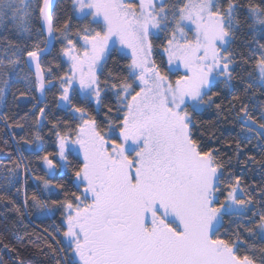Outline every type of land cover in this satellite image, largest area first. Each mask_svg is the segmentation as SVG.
Wrapping results in <instances>:
<instances>
[{"label": "snow or ice", "instance_id": "6c2138e0", "mask_svg": "<svg viewBox=\"0 0 264 264\" xmlns=\"http://www.w3.org/2000/svg\"><path fill=\"white\" fill-rule=\"evenodd\" d=\"M71 7L61 31L55 0H0V30L9 32L0 35V105L9 94L32 105L12 118L0 113L3 129L22 130L0 140V152L10 146L14 156L12 167L0 165V202L15 213L8 231L22 237L16 245L0 236V264H33L22 247L38 264H264V0ZM238 37L243 50L234 47ZM57 40L54 64L47 56ZM154 40H162L161 63ZM53 88L74 123L49 120ZM213 109L239 127L223 151L209 143L215 126L197 119ZM47 124L55 152L42 143ZM249 144L258 155L244 151ZM57 171L67 183L53 181ZM249 172L260 182L245 179ZM27 179L42 190L29 193ZM53 191L63 199L45 196ZM57 211L51 230H27L26 217Z\"/></svg>", "mask_w": 264, "mask_h": 264}, {"label": "trees", "instance_id": "16d2710c", "mask_svg": "<svg viewBox=\"0 0 264 264\" xmlns=\"http://www.w3.org/2000/svg\"><path fill=\"white\" fill-rule=\"evenodd\" d=\"M55 23L57 24L58 27H60L61 31H63V23L65 20H67L69 17L73 16L72 13V7H71V0H56V8H55ZM74 30L76 27H78V22L73 18L71 25ZM9 31H11V25H9ZM0 35H9V32H4L0 30ZM11 38H15V36H12ZM74 38V37H73ZM251 37H245V39H250ZM154 58L157 60L158 63H161L164 59V57L160 56L158 53L160 51V44L162 43V40H154ZM43 46V45H42ZM60 41L57 40L55 42V50L51 55L47 56V60L55 63H59V48H60ZM236 48H240L243 50V45L241 43V38L238 37L236 45H234ZM119 59L118 57H113V60ZM121 65L127 63V60L120 61ZM163 66V64H162ZM109 68H113V64L110 62L108 65ZM66 70V69H65ZM20 87H23L21 84ZM221 88L223 87L222 85L220 86ZM237 89L240 88V85L237 83L236 85ZM15 91V89H13ZM32 95L39 96L40 94L38 92H33ZM58 91L57 89L53 88L51 91L47 92V108H46V113H49V120H56V119H61V120H67L70 121V123H74L71 121V113H65L64 109L62 108H57V99H58ZM111 96V94H108ZM223 99V96L221 97ZM261 99V97H257V100ZM19 104L20 107H16L15 105ZM224 105L225 107L228 106V100L224 99ZM31 102L25 101V100H14V98L9 94L6 99V107L4 106L3 110L0 111V113L7 111L8 115L10 118L15 117L17 114L23 115L24 111L28 110L31 108ZM43 106V104L39 105ZM90 110L93 111L95 114V106L90 105ZM99 121H103L105 119L103 110L100 111V114L97 115L96 117ZM197 119L203 121V126L205 128L209 127H214L215 134H216V139L210 140L209 143L213 147H221L222 151L224 150L223 148V141L224 140H232V139H238V133H239V127L235 121V117L229 114V119L227 121L223 120L222 117H219L216 114L215 109L206 111L201 114V116L197 117ZM21 123H25V121H20ZM28 125L26 124V127ZM51 129V124H47L44 131L42 132V135L44 137V140L42 141L44 149L46 152H55L56 151V144H55V137L51 136L49 134V130ZM5 131H14L17 134H21L22 130L21 129H8L5 130L3 129V126L0 125V140L4 138V132ZM108 129L107 127L104 128V133H107ZM207 138V134L205 136ZM2 147V145H0ZM11 151V147L9 146V149L7 151L0 152V165L12 167V159L13 157H10L8 155V152ZM245 152L249 154H259V150L256 149L252 144H249L245 149ZM43 154V153H41ZM25 155H28L27 152H25ZM75 159H81L78 157L75 153L73 154ZM29 160L31 161V165L33 168V171L35 172L36 175H44L45 174V168L42 162L35 157H29ZM245 179H247L250 183L255 182L259 183L260 182V175L259 173L256 172H249L246 174ZM53 181L55 183H67L66 178L64 177L63 173L57 171L56 174L53 175ZM21 183H24L23 179L21 180ZM70 187V185H68ZM25 189L31 193V192H36L38 187L41 188L42 190V185L40 184V181H35L32 179H27V183L24 185ZM74 190V189H73ZM39 194V193H38ZM45 196L47 198L51 199H63V196L59 193V191H53L50 193H45ZM11 208V205H6L4 202H0V236H3L5 239L11 241L13 244L19 245L22 237L19 234L13 235L8 231L7 225L10 224L11 221L15 219V213L14 211H9ZM60 216L57 211V213L49 218L46 216H41L38 214H33L31 216H28L24 220V224L27 226V230L32 231L35 230L37 233L42 231L43 228L49 227L52 224L53 220L55 222H59ZM60 238V237H58ZM22 254L25 255L26 259H29L33 261V264H38L39 260L41 258L34 256L31 251L28 248H21Z\"/></svg>", "mask_w": 264, "mask_h": 264}, {"label": "rangeland", "instance_id": "374dc122", "mask_svg": "<svg viewBox=\"0 0 264 264\" xmlns=\"http://www.w3.org/2000/svg\"><path fill=\"white\" fill-rule=\"evenodd\" d=\"M3 108H4V105H0V111H2L3 110ZM106 134H109V135H112V133H109V132H107ZM118 135V134H117ZM79 157V156H78ZM80 158H82V157H80ZM44 168H45V170H46V167L44 166ZM54 174H56V173H54ZM53 174V175H54Z\"/></svg>", "mask_w": 264, "mask_h": 264}, {"label": "water", "instance_id": "95a60500", "mask_svg": "<svg viewBox=\"0 0 264 264\" xmlns=\"http://www.w3.org/2000/svg\"><path fill=\"white\" fill-rule=\"evenodd\" d=\"M55 4H56V0H55Z\"/></svg>", "mask_w": 264, "mask_h": 264}]
</instances>
